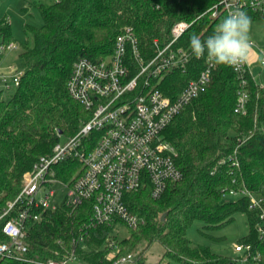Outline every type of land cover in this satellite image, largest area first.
Segmentation results:
<instances>
[{"label":"trees","instance_id":"16d2710c","mask_svg":"<svg viewBox=\"0 0 264 264\" xmlns=\"http://www.w3.org/2000/svg\"><path fill=\"white\" fill-rule=\"evenodd\" d=\"M221 0H59L52 4L29 2L36 7L43 25L25 27L32 37L22 47L20 58L24 74L20 85L7 99L0 91V217L23 188V181L34 165L53 154L62 138L70 139L91 114L69 94L68 81L80 59L99 62L113 53L124 29H133L139 49L146 59L155 55L154 41L164 47L179 22L190 27L175 44L188 49L195 33L206 39L226 18L212 9ZM29 7L25 10L28 11ZM251 21H264V15L249 12ZM2 43H14L11 23L0 19ZM206 66L205 59L194 57L187 70L167 76L164 92L175 98L187 83ZM251 99L246 115L235 113L238 80L228 66L215 65L207 91L179 115L165 132V139L177 150L176 166L183 179L170 185L160 199L150 189L127 194L129 210L146 221L118 241L117 256L138 250L135 264H145L144 251L155 243L165 250L166 264H233V256L215 254L207 246L194 245L188 232L196 222L200 233L209 235L232 224L236 215L246 218L248 232L238 244L251 245L264 254L257 226L258 214L244 197L229 199L231 188H243L264 198V88L250 78ZM236 151V153H235ZM230 157L236 158L235 167ZM227 162L220 165L219 162ZM80 165L67 161L57 167V178L69 182ZM166 218L162 220L163 215ZM92 202L77 210L61 207L42 213V220L30 225L25 234L27 253L21 261L12 255L0 256V264H32L31 261L57 260L75 249L83 264H111L114 247L112 226L89 229ZM12 218L0 219V244L8 243L3 227ZM84 241L80 243V236ZM116 244V242L114 241ZM145 243L146 247L141 249ZM162 264V263H160ZM261 264H264V260Z\"/></svg>","mask_w":264,"mask_h":264},{"label":"built area","instance_id":"2783aa9c","mask_svg":"<svg viewBox=\"0 0 264 264\" xmlns=\"http://www.w3.org/2000/svg\"><path fill=\"white\" fill-rule=\"evenodd\" d=\"M210 11L213 18H218L222 11L226 17L236 11L264 15V0H221ZM189 27L187 22L177 23L171 31V41L164 47L155 40L156 53L151 59L141 54L136 34L127 27L117 38L110 56L97 63L83 58L74 64L68 81L69 94L91 117L66 144H57L53 154L40 158L26 175L21 193L14 202L8 203L0 217L12 215L3 227L9 242L0 244V256L12 255L27 262L21 257L27 253L24 238L29 226L40 222L43 212L61 207L74 212L85 202L93 204L86 233L104 225L112 226L115 232L119 224L137 231L146 221L129 210L126 195L149 188L150 196L160 199L170 185L183 179V173L176 166L177 150L165 139V132L207 91L215 67L205 54L202 57L206 63L204 69L175 98L162 89L167 76L185 72L194 58L190 47H175ZM1 41L0 38V62L2 55L16 49L15 43L6 45ZM254 51L239 71L230 67L238 80L235 113L239 115H246L248 111L250 78L255 80L252 65L260 63L264 70V48L254 42ZM254 55L255 59L251 60ZM23 74L10 77L15 88L20 85ZM0 81L10 90L7 77L0 76ZM70 160L77 161L80 167L74 177L65 182L57 178V167ZM229 161L239 166L236 158L230 157ZM58 185L64 190L59 204L54 200ZM226 195L229 199L249 200V208L258 214L257 230L264 240V198L239 187L231 188ZM84 238L80 236V243ZM112 246L115 252L110 255L111 264L136 263L138 253L119 257L117 245L112 242ZM234 249L233 264H261L264 260V254L254 253L251 245L237 243ZM31 263L83 264L75 249L57 260Z\"/></svg>","mask_w":264,"mask_h":264},{"label":"rangeland","instance_id":"374dc122","mask_svg":"<svg viewBox=\"0 0 264 264\" xmlns=\"http://www.w3.org/2000/svg\"><path fill=\"white\" fill-rule=\"evenodd\" d=\"M29 2H35L36 4H52L56 0H0V19L6 18L10 21L12 27L13 41L16 45V49L8 51L6 54L1 56L0 62V76H5L9 79L10 90H6L0 81V91H3L4 97L7 99L15 91V86L12 83L10 77L24 72L23 61L20 58L23 45L28 41L32 40L31 36L26 35L25 27L27 25L40 28L43 25V21L39 10L36 7H29ZM29 7V10L25 9ZM250 36L259 47L264 48V21H252ZM255 52V51H254ZM255 55L252 56L251 60L255 59ZM252 74L258 85L264 87V70L261 68L260 63H256L251 67ZM68 139L62 138L61 143L66 144ZM63 187L57 186V194L55 196V202L61 203L64 198ZM203 223L196 222L188 232V238L194 245H202L209 247L212 252L222 256H234L235 245L248 232V225L246 218L242 214L236 215L235 221L229 226L219 230L210 232L213 238L219 239L214 241L211 238L204 237L200 231L203 228ZM131 230L119 224L113 232L114 239L111 237V241L116 242V247L121 251L118 241L129 238ZM113 241V242H114ZM146 244L141 245V249H144ZM115 251L112 250L111 253ZM137 253L138 250L132 251ZM145 253V264H166L169 262L168 258L165 257L164 248L155 243L149 249L144 251Z\"/></svg>","mask_w":264,"mask_h":264},{"label":"clouds","instance_id":"9594fccd","mask_svg":"<svg viewBox=\"0 0 264 264\" xmlns=\"http://www.w3.org/2000/svg\"><path fill=\"white\" fill-rule=\"evenodd\" d=\"M251 25L252 21L247 13H229L206 39L195 33L190 36L191 53L197 59L206 54L209 62L239 71L248 63L254 51V42L250 36Z\"/></svg>","mask_w":264,"mask_h":264},{"label":"water","instance_id":"95a60500","mask_svg":"<svg viewBox=\"0 0 264 264\" xmlns=\"http://www.w3.org/2000/svg\"><path fill=\"white\" fill-rule=\"evenodd\" d=\"M165 218H166V214L163 215L162 220H164Z\"/></svg>","mask_w":264,"mask_h":264},{"label":"crops","instance_id":"0c3cea01","mask_svg":"<svg viewBox=\"0 0 264 264\" xmlns=\"http://www.w3.org/2000/svg\"><path fill=\"white\" fill-rule=\"evenodd\" d=\"M257 83V82H256Z\"/></svg>","mask_w":264,"mask_h":264}]
</instances>
